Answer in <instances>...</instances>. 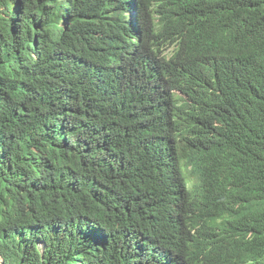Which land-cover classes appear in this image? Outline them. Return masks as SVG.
Listing matches in <instances>:
<instances>
[{"label": "trees", "instance_id": "16d2710c", "mask_svg": "<svg viewBox=\"0 0 264 264\" xmlns=\"http://www.w3.org/2000/svg\"><path fill=\"white\" fill-rule=\"evenodd\" d=\"M152 1L0 0L5 264H176L166 257L184 238L187 249L201 246L206 236H188L177 217L192 190L175 173L171 119L192 127L209 156L204 202L226 221L218 237L233 239L245 222L255 237L241 260L264 253V0H169L179 8L172 21L153 8L163 32L191 16L215 44L208 66L228 86L225 99L185 115L170 93L181 81L164 82L148 49L127 53L139 38L129 11L144 38ZM182 43L186 68L198 42ZM201 214L191 228L204 226ZM125 225L143 235L139 248L121 236Z\"/></svg>", "mask_w": 264, "mask_h": 264}, {"label": "clouds", "instance_id": "9594fccd", "mask_svg": "<svg viewBox=\"0 0 264 264\" xmlns=\"http://www.w3.org/2000/svg\"><path fill=\"white\" fill-rule=\"evenodd\" d=\"M159 5L163 6L168 12L171 21L177 16L179 8L175 7L169 0H153L150 3V8H152L148 17L151 28L146 31L144 38L142 34H139L136 27L134 5L130 9L128 14L129 24L135 31V35H139V38L136 37L135 42L129 45L128 56L135 49L138 50V55L148 49L150 54L148 57L149 66L157 72L164 82L166 80L171 81L173 76L181 81L180 84L171 87L170 93L178 100L180 104L178 107H183L184 115L190 106H198L199 102L225 99L228 96L227 84L208 66L214 58L215 44L211 37L203 30L199 31L195 28V22L191 20V16H187L182 24L171 28L169 32H163V30L153 26L152 23L159 24V15L153 10L154 7ZM186 37H195L198 43L194 62L185 68L186 50L182 42ZM142 42H144L143 45ZM249 61L258 62L259 56L252 53L249 55ZM171 122L172 137H170V144L173 151L175 173L179 178L181 187L192 190L189 197L183 194L184 200L180 198V207L185 215L183 216L180 212L177 217L180 224L183 217L184 222L187 221L186 233L189 232L188 236H197L195 240H199L198 238L203 236H206V238L203 239L204 243L195 251L191 250L190 247L187 249V238H184L178 246L177 252L180 255H177L176 252L174 255L169 254L166 259L172 260L173 258L176 260V264H225L227 261L233 264H264V253L254 261L241 260V257L248 256L249 246L255 237V229L245 222L239 226L233 239L218 237L222 233L219 226L226 221L222 216L214 214L213 207L207 200L204 202L203 184L208 180L209 156L199 144L194 131H191L192 127H189L184 120L181 122L171 119ZM201 208L204 226L200 229L191 228L193 221L201 219L197 218V213ZM229 218L232 220L233 217ZM93 227L95 226L93 225ZM121 236L135 246L145 242L142 234L126 225L122 227ZM13 241H15V235L7 238L11 252L16 256L15 260H19L17 249L19 246L17 243V246H15ZM187 241L190 246L195 242L193 238ZM40 246L43 247L44 245L39 243L38 247ZM191 251L194 253L189 257L187 252ZM0 264H5V259L1 255Z\"/></svg>", "mask_w": 264, "mask_h": 264}, {"label": "rangeland", "instance_id": "374dc122", "mask_svg": "<svg viewBox=\"0 0 264 264\" xmlns=\"http://www.w3.org/2000/svg\"><path fill=\"white\" fill-rule=\"evenodd\" d=\"M180 219H181V216H180ZM97 228V227H96ZM38 250H39V254H40V256H42L43 255V252H44V247H38Z\"/></svg>", "mask_w": 264, "mask_h": 264}]
</instances>
